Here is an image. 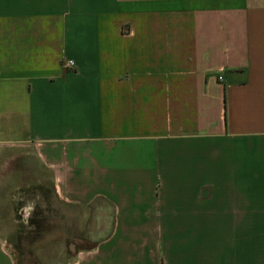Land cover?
<instances>
[{"label":"crops","instance_id":"obj_1","mask_svg":"<svg viewBox=\"0 0 264 264\" xmlns=\"http://www.w3.org/2000/svg\"><path fill=\"white\" fill-rule=\"evenodd\" d=\"M42 190L64 264H264V0H0V264Z\"/></svg>","mask_w":264,"mask_h":264},{"label":"rangeland","instance_id":"obj_2","mask_svg":"<svg viewBox=\"0 0 264 264\" xmlns=\"http://www.w3.org/2000/svg\"><path fill=\"white\" fill-rule=\"evenodd\" d=\"M20 205L21 202L17 204V210ZM39 206L47 216L45 230L33 242L23 241L19 245L20 254H15L17 264H64L62 257L64 251L71 255L76 249L89 248L109 232L108 212L103 211L107 205L101 201H96L85 208L87 215L75 233H71L70 220L62 219L63 212L59 211L61 208L59 209L56 204L51 203L48 207L45 204ZM17 219L20 220L21 217ZM19 230L28 231L22 227L18 228Z\"/></svg>","mask_w":264,"mask_h":264},{"label":"trees","instance_id":"obj_3","mask_svg":"<svg viewBox=\"0 0 264 264\" xmlns=\"http://www.w3.org/2000/svg\"><path fill=\"white\" fill-rule=\"evenodd\" d=\"M41 199L43 204H45L47 207L51 205V196L50 193L46 190H42L41 192ZM45 211H42L40 209L39 205H36L31 217L28 219V227L25 228L28 231H22L19 230L17 232V236L15 239V243L12 246V249L15 254H20L19 251V245L25 241V242H33L36 238H38V235H41L42 232L45 230V223H46V218L47 217L45 214ZM36 236V237H35ZM79 249H76L78 251ZM16 257V256H14ZM17 264V263H16Z\"/></svg>","mask_w":264,"mask_h":264},{"label":"built area","instance_id":"obj_4","mask_svg":"<svg viewBox=\"0 0 264 264\" xmlns=\"http://www.w3.org/2000/svg\"><path fill=\"white\" fill-rule=\"evenodd\" d=\"M68 66H72V63L68 64ZM218 81L222 82L223 81V78L221 75L218 76Z\"/></svg>","mask_w":264,"mask_h":264}]
</instances>
